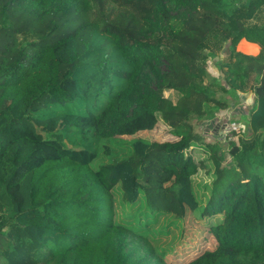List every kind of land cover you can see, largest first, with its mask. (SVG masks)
<instances>
[{
	"label": "trees",
	"instance_id": "16d2710c",
	"mask_svg": "<svg viewBox=\"0 0 264 264\" xmlns=\"http://www.w3.org/2000/svg\"><path fill=\"white\" fill-rule=\"evenodd\" d=\"M106 1L120 10L113 18ZM263 5L0 0V264H179L155 249L152 227L157 215L186 210L221 220L208 226L214 248L180 264H264V29L244 23ZM226 21L235 25L223 65L230 91L243 92L251 74L261 81L250 142L230 149L235 167L221 168L217 148L208 149L215 181L199 209L188 118L210 114V104L225 108L198 61L206 36ZM242 39L259 46L257 57L236 51ZM157 114L174 141L120 142L152 130ZM116 186L138 210L123 220Z\"/></svg>",
	"mask_w": 264,
	"mask_h": 264
},
{
	"label": "rangeland",
	"instance_id": "374dc122",
	"mask_svg": "<svg viewBox=\"0 0 264 264\" xmlns=\"http://www.w3.org/2000/svg\"><path fill=\"white\" fill-rule=\"evenodd\" d=\"M244 1L240 0V3L243 4ZM103 4L104 13L110 18L115 17L120 11L118 7L108 1ZM244 23L250 27L264 29V5L255 12L251 20ZM234 28L235 25L231 21H226L225 31L221 29L212 30L201 46L202 59L198 61V64L207 73L205 83L212 97L225 105V108L220 110L210 104L212 107L210 114H191L188 118L193 133L197 137L193 146L187 151V155L191 156L199 165V169L191 181L195 197L198 199L199 209H202L206 204L215 181L208 149L210 147L217 148V155L222 158L221 168L235 167L230 149L232 146L246 149L251 137L247 129V121L252 107L256 104L254 87L260 84L261 76L251 74L243 92L233 93L230 91L228 74L223 65L229 62L226 49L229 44V37L232 33L234 34ZM159 39L167 42L169 36L163 33L159 35ZM162 46H165V42ZM241 47L242 44L239 42L236 49L250 57H257L260 52L258 45L257 48L253 45L247 50ZM162 96L172 103H175L179 98V94L173 90H163ZM156 117L157 123L152 130L138 132L133 136H121L120 142L137 138L160 143L174 141L175 139L170 134V127L162 121L160 114H157ZM111 144L110 148L119 142L114 140ZM65 146L68 148V145L65 144ZM219 182L223 184L221 180ZM113 196L118 220L125 219L127 214L131 212H138L137 206L130 208L122 200L119 186L113 190ZM155 216L151 215L148 221H151ZM220 220L218 216L212 218L202 216L200 210L194 212L186 210L185 214L178 218L170 214H159L156 216L151 235L154 239L155 249L163 255L164 260L168 263L180 264L189 261L199 253L214 248L215 241L208 234V226L215 225Z\"/></svg>",
	"mask_w": 264,
	"mask_h": 264
},
{
	"label": "crops",
	"instance_id": "0c3cea01",
	"mask_svg": "<svg viewBox=\"0 0 264 264\" xmlns=\"http://www.w3.org/2000/svg\"><path fill=\"white\" fill-rule=\"evenodd\" d=\"M249 43V42H247L246 40H244V39H242L241 41H240V43L242 44V43ZM252 44V43H251ZM252 45H254V46H256V48H257V45L256 44H252ZM236 51H238V52H240L239 50H237L236 49Z\"/></svg>",
	"mask_w": 264,
	"mask_h": 264
}]
</instances>
